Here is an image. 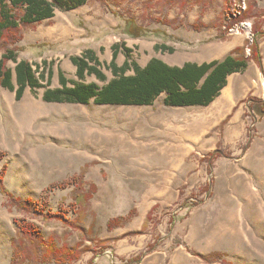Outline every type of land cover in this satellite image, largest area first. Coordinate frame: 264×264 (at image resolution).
Listing matches in <instances>:
<instances>
[{"label":"rangeland","instance_id":"1","mask_svg":"<svg viewBox=\"0 0 264 264\" xmlns=\"http://www.w3.org/2000/svg\"><path fill=\"white\" fill-rule=\"evenodd\" d=\"M49 1L52 17L20 20L15 43L0 39V61L15 49L38 81L18 98L16 63L6 62L16 90L0 86L4 186L40 201L45 213L67 211L77 227L19 210L0 186V264L12 262L16 222L35 224L59 247L80 244L81 258L67 264H264V116H253L264 101V0ZM128 22L144 36L126 34ZM89 50L109 80L115 51L117 66L145 67L153 58L202 65L230 54L247 66L209 105H166L165 93L140 106L44 101L61 87L60 71L77 83L106 84L79 78L72 58ZM84 168L86 193L97 186L88 201L74 187L49 190ZM119 216L130 220L110 229Z\"/></svg>","mask_w":264,"mask_h":264},{"label":"trees","instance_id":"2","mask_svg":"<svg viewBox=\"0 0 264 264\" xmlns=\"http://www.w3.org/2000/svg\"><path fill=\"white\" fill-rule=\"evenodd\" d=\"M9 1L13 7L8 4V0H0V39L7 38L11 43H15V39H18L17 31L20 20L31 23L32 21L50 18L53 16L56 7V3L49 0ZM70 1L73 2V5L86 2V0ZM25 5L29 6L28 13L14 14L13 8H22ZM108 9L113 13L111 8L108 7ZM125 33L136 38L144 36V30L131 22L127 23ZM161 48L165 51L172 50L168 47ZM252 51L254 57L259 59L256 44L252 46ZM117 55L118 53L115 51L114 58L108 65V68L114 74V78L111 80L100 69L101 64L98 58L92 55L90 50L86 57L72 58L73 64L78 68L77 74L80 79H84L85 75H93L97 79L106 82V84L103 87L96 83L78 84L73 80L65 79L60 71L59 79L62 88L48 90L43 97L44 101L87 104L91 99H94L98 104L140 106L152 105L161 94L165 93L164 103L166 105H209L225 87L227 77L247 66L246 59L237 58L234 54L228 55L223 61L202 65L187 62L183 67H172L158 58H153L145 67L128 61H125L122 66H117ZM7 61L16 63V79L19 84L17 90L13 82V71L6 68ZM0 69V86L11 91L16 90L18 98L22 97L27 86L38 87L33 66L27 61H18L15 49L9 50L4 55L0 61ZM129 71H133V74L129 75ZM49 73L51 74V70ZM253 116L258 119L264 116V101H258L254 104ZM6 155V152L0 150V186L2 191L8 195L9 203L27 213L38 210L46 219H56L76 228V223L68 218L67 211L53 212L48 210L45 213L40 201H35L30 197H16L5 188L4 180L8 171V165L4 163ZM85 176L86 170L84 168L80 174L62 182L52 183L49 190L57 188L65 190L74 187L76 193L86 194V200L88 201L96 191L97 186L91 184L90 191L86 193L85 188L89 183L86 182ZM205 190L207 192L211 190L210 183L205 187ZM129 220L130 217L126 216L114 217L109 221V228L114 229L124 226ZM16 225L18 231L13 242L14 255L11 264H44L53 261L67 264L79 260L84 252L79 248L80 244L74 249H69L65 245L59 247L54 236L46 239L42 229L33 223L16 222Z\"/></svg>","mask_w":264,"mask_h":264},{"label":"crops","instance_id":"3","mask_svg":"<svg viewBox=\"0 0 264 264\" xmlns=\"http://www.w3.org/2000/svg\"><path fill=\"white\" fill-rule=\"evenodd\" d=\"M107 75V74H106ZM86 76H93V75H85V77ZM64 78L65 79H68L65 75H64ZM90 83H96V82H94V81H90L89 83H84V84H90ZM78 84H81V83H78ZM97 84V83H96ZM103 87V86H102ZM62 88V85H61V87H58V89H61ZM50 90V89H49Z\"/></svg>","mask_w":264,"mask_h":264},{"label":"bare ground","instance_id":"4","mask_svg":"<svg viewBox=\"0 0 264 264\" xmlns=\"http://www.w3.org/2000/svg\"><path fill=\"white\" fill-rule=\"evenodd\" d=\"M224 94H226V92H224Z\"/></svg>","mask_w":264,"mask_h":264}]
</instances>
